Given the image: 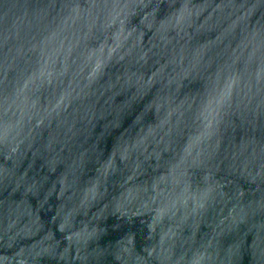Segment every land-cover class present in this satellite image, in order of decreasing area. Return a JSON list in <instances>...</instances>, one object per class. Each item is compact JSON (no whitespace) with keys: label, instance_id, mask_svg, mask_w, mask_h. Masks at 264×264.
I'll return each instance as SVG.
<instances>
[{"label":"water","instance_id":"95a60500","mask_svg":"<svg viewBox=\"0 0 264 264\" xmlns=\"http://www.w3.org/2000/svg\"><path fill=\"white\" fill-rule=\"evenodd\" d=\"M264 261V0H0V264Z\"/></svg>","mask_w":264,"mask_h":264},{"label":"clouds","instance_id":"9594fccd","mask_svg":"<svg viewBox=\"0 0 264 264\" xmlns=\"http://www.w3.org/2000/svg\"><path fill=\"white\" fill-rule=\"evenodd\" d=\"M227 259V256L221 250V252L216 257L214 264H227ZM261 264H264V261H261Z\"/></svg>","mask_w":264,"mask_h":264}]
</instances>
